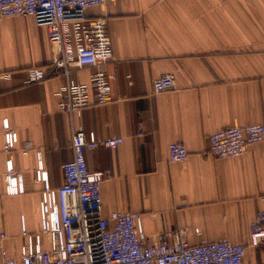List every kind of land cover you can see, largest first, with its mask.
Segmentation results:
<instances>
[{
	"label": "crops",
	"instance_id": "0c3cea01",
	"mask_svg": "<svg viewBox=\"0 0 264 264\" xmlns=\"http://www.w3.org/2000/svg\"><path fill=\"white\" fill-rule=\"evenodd\" d=\"M89 14L110 17L114 56L102 67L115 73L112 101L73 116L58 105L64 74L49 69L43 81L25 83L26 69H47L55 57L47 28L33 16L0 20V71L13 72L0 81V264L3 250L19 256L27 247H51L41 234V172L51 188L63 184L73 127L98 139L124 137L117 148H86L91 170L113 172L102 181L104 214L141 212L139 230L152 241L177 228L193 244L224 237L248 243L251 222L264 210V141L220 158L208 152V138L264 121V0H107ZM93 70L74 68L71 78L89 83ZM166 72L176 87L156 92L154 80ZM7 121L18 133L10 154ZM26 140L34 147L24 153ZM174 141L186 144V160H171ZM9 157L22 174V192H12L6 178ZM260 258L261 249L249 246L242 264Z\"/></svg>",
	"mask_w": 264,
	"mask_h": 264
},
{
	"label": "built area",
	"instance_id": "2783aa9c",
	"mask_svg": "<svg viewBox=\"0 0 264 264\" xmlns=\"http://www.w3.org/2000/svg\"><path fill=\"white\" fill-rule=\"evenodd\" d=\"M107 0H0V20L10 16H33L48 30L55 57L49 68L32 66L26 69L25 83L41 82L48 70H57L67 78L59 88L58 105L61 111L73 116L90 105H105L112 101L111 81L114 72L102 67L113 59L110 17H91L89 9ZM93 66L91 81L78 82L71 78L74 68ZM13 72L0 71V81L10 80ZM154 90L161 92L176 87L172 72L154 80ZM7 142L5 152L10 154L18 140L17 131L5 123ZM146 133L140 124L139 135ZM208 152L216 157L238 156L256 142L264 141V121L221 128L209 134ZM124 142L121 135L98 139L88 137L84 128L72 129L73 157L63 163L64 182L53 189L42 169L45 181L43 225L41 234L49 236L48 249L27 247L19 256H9L3 250L6 264H242L249 246L261 249L257 264H264V210L251 222L248 243L233 242L229 238L203 240L193 244L184 230L164 228L156 241L146 237L138 227L142 213L118 211L103 213L102 181L112 175V169L91 170L86 148L98 146L117 148ZM26 140L22 151L33 149ZM170 158L180 162L189 157L185 143L174 141L169 145ZM12 192H22V174L9 157L6 171ZM6 234H2L4 238ZM1 243V241H0Z\"/></svg>",
	"mask_w": 264,
	"mask_h": 264
}]
</instances>
